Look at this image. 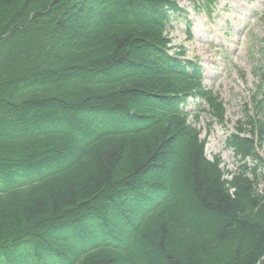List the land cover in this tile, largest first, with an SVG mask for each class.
I'll use <instances>...</instances> for the list:
<instances>
[{
  "label": "trees",
  "instance_id": "obj_1",
  "mask_svg": "<svg viewBox=\"0 0 264 264\" xmlns=\"http://www.w3.org/2000/svg\"><path fill=\"white\" fill-rule=\"evenodd\" d=\"M171 10L0 0V264H264V157L232 135L262 174L207 159Z\"/></svg>",
  "mask_w": 264,
  "mask_h": 264
},
{
  "label": "rangeland",
  "instance_id": "obj_2",
  "mask_svg": "<svg viewBox=\"0 0 264 264\" xmlns=\"http://www.w3.org/2000/svg\"><path fill=\"white\" fill-rule=\"evenodd\" d=\"M178 2L185 12L169 29L172 50L185 49L186 58L199 60L206 69L203 85L218 95L207 104L191 98L190 122L201 131L202 139H207L208 158L221 157L225 177L232 179L243 170L251 175L258 169L255 172L260 174L263 165L235 153L227 140L231 133L239 131L238 127L241 138L257 137L259 129L254 119L264 121L253 101V95L264 90L259 77L264 55L257 52L264 50V0H218L211 13L202 9V0ZM259 97L264 95L260 93ZM256 148L264 157V140Z\"/></svg>",
  "mask_w": 264,
  "mask_h": 264
}]
</instances>
